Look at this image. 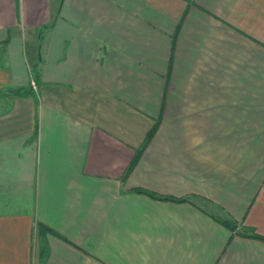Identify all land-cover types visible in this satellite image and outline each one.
<instances>
[{"label":"crops","instance_id":"crops-1","mask_svg":"<svg viewBox=\"0 0 264 264\" xmlns=\"http://www.w3.org/2000/svg\"><path fill=\"white\" fill-rule=\"evenodd\" d=\"M18 89L0 264H264V0H0Z\"/></svg>","mask_w":264,"mask_h":264},{"label":"trees","instance_id":"trees-1","mask_svg":"<svg viewBox=\"0 0 264 264\" xmlns=\"http://www.w3.org/2000/svg\"><path fill=\"white\" fill-rule=\"evenodd\" d=\"M5 92V93H4ZM7 94L9 96L11 95H17V96H20V95H24V94H27V93H31V89H18V90H7V91H0V97L1 95L3 94ZM157 130V126H155L150 132L149 134L147 135V138H146V141L143 145V147L137 152L136 156L134 157L133 161L131 162L129 168L127 169L126 173H125V176H127L131 170L133 169V167L135 166L138 158H139V155L141 154V152L145 149V147L149 144V142L151 141V139L153 138L155 132ZM136 191L138 193H142V194H146L148 196H151L155 199H159V200H171V201H176V202H184V201H188L189 199L187 198H177V197H167V196H162V195H157L149 190H146V189H142V188H138L136 189ZM223 223L225 225H227L228 227H230L231 229H234L235 228V225L231 224V222L229 221H223ZM40 228L42 231L46 230L47 227L45 225H40ZM250 234H248L249 236H252V237H255V238H258V239H262L264 240V236L263 235H260L258 234L254 229H250Z\"/></svg>","mask_w":264,"mask_h":264},{"label":"rangeland","instance_id":"rangeland-1","mask_svg":"<svg viewBox=\"0 0 264 264\" xmlns=\"http://www.w3.org/2000/svg\"><path fill=\"white\" fill-rule=\"evenodd\" d=\"M5 101H6L5 99L0 100V106H2L1 104H2L3 102H5Z\"/></svg>","mask_w":264,"mask_h":264},{"label":"built area","instance_id":"built-area-1","mask_svg":"<svg viewBox=\"0 0 264 264\" xmlns=\"http://www.w3.org/2000/svg\"><path fill=\"white\" fill-rule=\"evenodd\" d=\"M31 85H32L33 87H35V82L33 81Z\"/></svg>","mask_w":264,"mask_h":264}]
</instances>
